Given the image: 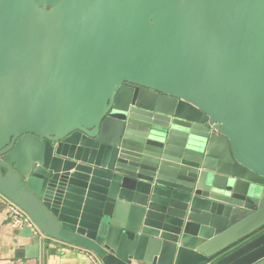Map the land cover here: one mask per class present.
Segmentation results:
<instances>
[{
    "label": "water",
    "instance_id": "water-1",
    "mask_svg": "<svg viewBox=\"0 0 264 264\" xmlns=\"http://www.w3.org/2000/svg\"><path fill=\"white\" fill-rule=\"evenodd\" d=\"M0 195L39 264L264 259V0H0Z\"/></svg>",
    "mask_w": 264,
    "mask_h": 264
},
{
    "label": "crops",
    "instance_id": "crops-1",
    "mask_svg": "<svg viewBox=\"0 0 264 264\" xmlns=\"http://www.w3.org/2000/svg\"><path fill=\"white\" fill-rule=\"evenodd\" d=\"M21 229L10 226L7 200L0 195V264H39L38 260L15 256L20 246L18 234ZM79 249L62 243L51 242L50 247L45 249L43 264H86L85 256ZM256 264H264V259Z\"/></svg>",
    "mask_w": 264,
    "mask_h": 264
},
{
    "label": "built area",
    "instance_id": "built-area-1",
    "mask_svg": "<svg viewBox=\"0 0 264 264\" xmlns=\"http://www.w3.org/2000/svg\"><path fill=\"white\" fill-rule=\"evenodd\" d=\"M7 210H8V218L9 224L12 228L21 229L24 227L34 228V224L30 217L22 211L19 207L14 205L13 203L7 201ZM83 252L86 260V264H103L101 258L97 256L95 253L79 249Z\"/></svg>",
    "mask_w": 264,
    "mask_h": 264
}]
</instances>
